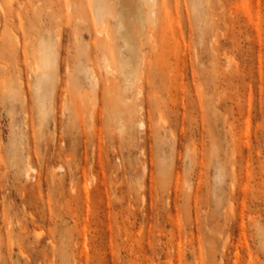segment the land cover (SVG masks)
<instances>
[{"label":"rangeland","instance_id":"rangeland-1","mask_svg":"<svg viewBox=\"0 0 264 264\" xmlns=\"http://www.w3.org/2000/svg\"><path fill=\"white\" fill-rule=\"evenodd\" d=\"M109 9L0 0V264H264V0H159L128 80Z\"/></svg>","mask_w":264,"mask_h":264},{"label":"bare ground","instance_id":"bare-ground-1","mask_svg":"<svg viewBox=\"0 0 264 264\" xmlns=\"http://www.w3.org/2000/svg\"><path fill=\"white\" fill-rule=\"evenodd\" d=\"M158 1L159 0H84L88 8L90 20L95 24L97 34L101 37H110L105 29L110 12L109 7L111 8V12L112 9L115 10V6L119 7L117 12V32L121 37L119 60L122 69L126 73L127 80L129 78H137L141 70L140 66L144 62V56L140 55V38L143 37L144 23H148L150 28L156 23ZM105 61V68L108 72L111 66L107 59ZM89 74L92 77L93 86L95 88L98 87L99 82L92 68ZM33 170L31 166L27 167V177H29L30 172Z\"/></svg>","mask_w":264,"mask_h":264}]
</instances>
